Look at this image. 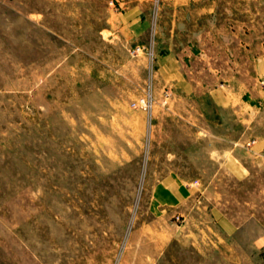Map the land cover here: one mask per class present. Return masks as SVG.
<instances>
[{
	"label": "rangeland",
	"instance_id": "obj_1",
	"mask_svg": "<svg viewBox=\"0 0 264 264\" xmlns=\"http://www.w3.org/2000/svg\"><path fill=\"white\" fill-rule=\"evenodd\" d=\"M176 2L0 0V264H264V151L232 142L264 134V106L219 108L157 70L146 91V56L132 50L185 40ZM192 3L211 7L189 13L211 65L252 69L264 0ZM145 92L150 106L133 105ZM169 175L191 196L157 197Z\"/></svg>",
	"mask_w": 264,
	"mask_h": 264
},
{
	"label": "crops",
	"instance_id": "obj_2",
	"mask_svg": "<svg viewBox=\"0 0 264 264\" xmlns=\"http://www.w3.org/2000/svg\"><path fill=\"white\" fill-rule=\"evenodd\" d=\"M192 1L177 0L176 4H171V21L173 22L176 17V27L180 29L186 27L184 29L187 33L185 34V40L178 42L180 45L175 49L170 48L167 51L155 54L158 79L163 86H169L172 91L197 92L208 95L219 108H235L236 105L238 109L247 106L249 108L264 106V87L259 85L258 80L259 77L264 76V55L253 57L252 69L249 70L238 65L234 57L228 58V62L223 59L222 64L211 65V56L207 52V38L203 33L199 34L198 29L194 31L196 23L189 16V13L193 11L197 17L203 19L206 16L205 14L210 12L211 7L201 3L196 8H191L190 6H194ZM122 15L127 21L125 27L127 31H131L130 35L132 37L138 36L146 30L142 19L139 15H136L135 8L124 10ZM187 17L190 20H186ZM189 22L191 30L187 26ZM183 24L186 25L183 26ZM172 25L174 26V24ZM239 121L242 123V119H239ZM244 131L248 132L246 129L241 131L240 136L232 141L233 145L239 143L240 146L243 145L255 155L264 151V134L251 140H248V137L240 140V137L245 133ZM230 153L227 160H232L235 163L234 165L236 163L239 165L232 152ZM237 168L240 169L238 166ZM233 169L235 170L236 167L234 166ZM157 185L159 186L157 197L168 203H180L191 196L193 192L187 187L182 190L179 182H176L171 175L163 178Z\"/></svg>",
	"mask_w": 264,
	"mask_h": 264
},
{
	"label": "built area",
	"instance_id": "obj_3",
	"mask_svg": "<svg viewBox=\"0 0 264 264\" xmlns=\"http://www.w3.org/2000/svg\"><path fill=\"white\" fill-rule=\"evenodd\" d=\"M134 53H137V51H141L146 56V68H147V87L146 91L150 88L151 78L153 75V71L155 73L156 67H155V55L152 53V51L148 48H141L139 45H136L133 49ZM133 105H138L142 107L143 109L150 106V94L148 92H145L141 96H139L135 101L132 102Z\"/></svg>",
	"mask_w": 264,
	"mask_h": 264
}]
</instances>
